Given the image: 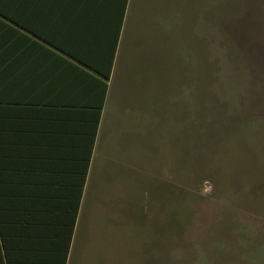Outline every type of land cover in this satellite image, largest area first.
Wrapping results in <instances>:
<instances>
[{
	"label": "rangeland",
	"instance_id": "1",
	"mask_svg": "<svg viewBox=\"0 0 264 264\" xmlns=\"http://www.w3.org/2000/svg\"><path fill=\"white\" fill-rule=\"evenodd\" d=\"M244 1L205 0L201 14L226 21L232 32L230 17L244 12ZM260 22L264 2L248 17L250 28H258L239 38L254 78L232 59L240 52L223 43L219 27L205 20L198 32L209 41L213 62L196 59L193 76L185 67L164 71V57L160 74L164 39L154 48L151 114L133 112L96 145L72 264H264ZM167 24L168 48L177 53L180 19Z\"/></svg>",
	"mask_w": 264,
	"mask_h": 264
},
{
	"label": "trees",
	"instance_id": "2",
	"mask_svg": "<svg viewBox=\"0 0 264 264\" xmlns=\"http://www.w3.org/2000/svg\"><path fill=\"white\" fill-rule=\"evenodd\" d=\"M204 2L205 0H25L19 3L18 9L98 12L100 17L97 19L105 24V48L110 49L106 81L111 76L126 19V35L127 32L130 33L133 24L137 27L135 42L142 56L146 55L150 59L152 76L154 48L159 50L163 39L164 56L161 48L156 58L160 74L163 57L164 71L166 66H178L182 70L185 67L191 73L190 77L193 76L196 59L203 58L205 63L212 64L210 43L201 38L198 32V24L205 20L219 27L223 43L229 49L240 52L237 59H232L237 65L247 67L254 78L252 63L243 56L242 52L246 50L239 43V38L258 28V24L250 28L248 17L255 12V5L264 0H245L244 12L241 10L230 17L233 21L230 27L232 32L226 21L214 22L201 14ZM0 10H16V3L0 4ZM151 10L150 37L147 14ZM138 13L146 15L137 17ZM247 13L249 14L246 16ZM176 16L180 19L184 35L181 38L176 35V41L182 42L178 54L168 48L172 44L170 32L166 30V26L171 30L168 20L175 19ZM160 18L166 26L160 22ZM256 20L261 21L259 18ZM154 32H157L156 36ZM195 90L199 91L197 96L202 92L197 85ZM209 91L207 88L204 93L208 94ZM24 119L23 109L14 108L7 113L0 107V264H68L91 167L98 122L83 146L55 149L36 143V132L24 127Z\"/></svg>",
	"mask_w": 264,
	"mask_h": 264
},
{
	"label": "crops",
	"instance_id": "3",
	"mask_svg": "<svg viewBox=\"0 0 264 264\" xmlns=\"http://www.w3.org/2000/svg\"><path fill=\"white\" fill-rule=\"evenodd\" d=\"M24 1L0 0L16 3V10H0V107L23 109L24 127L36 132V143L55 149L83 146L98 122L92 167L105 130L133 112L151 114L152 69L135 42L137 27L126 35V19L106 81L110 49L98 12L18 9ZM72 253L73 243L68 264Z\"/></svg>",
	"mask_w": 264,
	"mask_h": 264
}]
</instances>
